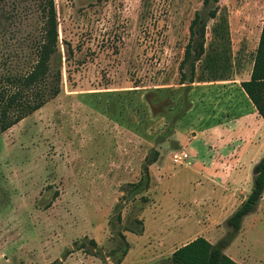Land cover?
Wrapping results in <instances>:
<instances>
[{
    "label": "rangeland",
    "instance_id": "obj_1",
    "mask_svg": "<svg viewBox=\"0 0 264 264\" xmlns=\"http://www.w3.org/2000/svg\"><path fill=\"white\" fill-rule=\"evenodd\" d=\"M55 4L59 52L52 67L62 70V92L0 132V264H171L172 253L196 237L229 243L224 253L240 264H264V201L235 234L226 221L242 193L215 204L209 181L199 177L202 191L188 187L194 160L213 156L211 140L193 139L198 154L182 165L173 161L183 138L221 122L223 108L236 112V88L227 84L251 70L264 0L219 1L194 83L184 86L190 25L197 12L208 17L213 2ZM43 28L40 0H0V89L8 76L35 66ZM184 72L189 79L190 63ZM208 83L223 87L199 89ZM228 125L217 127L236 131ZM220 141L217 157L229 136ZM218 163L208 178L225 185L228 160Z\"/></svg>",
    "mask_w": 264,
    "mask_h": 264
},
{
    "label": "trees",
    "instance_id": "obj_2",
    "mask_svg": "<svg viewBox=\"0 0 264 264\" xmlns=\"http://www.w3.org/2000/svg\"><path fill=\"white\" fill-rule=\"evenodd\" d=\"M220 0H204V5L211 2L214 8L208 17L196 13L190 25V39L185 48L184 58L180 64V85L194 83L196 65L205 55L207 23L215 19ZM44 20L43 40L37 47V62L25 75H11L6 78L7 86L0 89V132H6L29 115L44 107L47 102L62 92V70L52 67L59 52L58 17L55 0H40ZM190 63V78L184 69ZM240 88L253 103L264 120V20L259 44L256 50L254 65L250 79L240 83ZM183 91V88H179ZM160 93L176 94L179 90L162 89ZM182 107V103H178ZM156 152L153 161L158 159ZM149 179V169L145 168ZM264 196V157L254 168L253 188L247 199L227 219V226L233 233H238L247 216L256 212ZM95 244L94 241H92ZM212 244L205 237H197L193 241L178 248L171 256V264H240L226 255L222 247Z\"/></svg>",
    "mask_w": 264,
    "mask_h": 264
},
{
    "label": "crops",
    "instance_id": "obj_3",
    "mask_svg": "<svg viewBox=\"0 0 264 264\" xmlns=\"http://www.w3.org/2000/svg\"><path fill=\"white\" fill-rule=\"evenodd\" d=\"M206 39H207V35H206ZM253 65H254V61L251 65V70L247 78L243 81H247L250 79ZM241 82L233 81L232 84H227V85H233V87L236 88L233 90V93L235 95V101L233 105L234 107H236V112L235 110L232 112V110L223 108L224 110L220 111L221 116H222L221 122L216 120L214 122V125L212 126L210 125V126H206L202 128L203 131H200L199 134H197L195 131H192L191 135H193V137L189 139L185 137L183 138L184 140L181 143L183 147L182 151H185L190 155L192 154L196 155L197 149H192V146L194 144L193 139H197L198 137H200L201 139L205 138V139L211 140L212 143L210 146H213V147L212 149H209L208 156L209 157H211V155L213 156L212 158H209L208 161H206L205 159H202L200 161L198 158L194 160L193 165L189 167L190 172H188L187 174V178L189 180L188 187L189 188L195 187L198 189L199 188L198 179L200 176L204 179L205 182L209 181L207 182V185L211 187L210 193L212 197L214 198L213 201L215 202V204H218V203L228 204L230 199L232 201L235 199V196L239 197V195H241L239 194V192H241L242 195L240 198L241 199L243 198V199L240 201L237 207H235V209L230 212L227 218L230 217L250 195L252 188H253L254 168L264 157V120L259 115L253 103L246 97L243 89L240 88ZM208 84H207L208 86L206 87L199 86V89L219 90L220 87H223V86H219L223 84H212V83L211 85L210 83ZM216 98L218 99V97H215V100H217ZM221 123L229 124L228 126L230 128L236 127V131L219 130L221 127H217V126L221 125ZM222 135L229 136L230 141L228 142L229 144L228 145L229 147H227L228 149H226L227 145L222 149H225L224 151L226 152L228 151L227 153L229 154L230 157L226 156L227 155L226 152H225L226 155L224 154V152H217L216 155L218 154L219 156L218 157L215 156L214 152L217 149H219V146L222 144L220 141L222 140ZM240 137L241 139L242 138L244 139V142L242 143L237 142L238 139H240ZM190 141H192V143L190 144L191 147L189 150L188 148L189 145L187 147H185V145L188 144V142L190 143ZM222 154H224L225 156H221ZM221 157L225 159L227 158L228 163L225 166L230 171V180L229 182H227L226 180L225 185L217 184V182L214 183V181H211V179L208 178V177H211L210 173L215 171L216 166H220V163H218V161L219 159H221ZM199 181L201 180L199 179ZM242 181H245V183L247 182L246 185H249V190L247 189V193L242 190V186L244 187ZM200 190L202 191V188H199V191ZM197 198L198 196L196 194L194 199L198 201L199 199ZM263 201H264V196L261 199L258 207H260ZM174 238H175V241H177L178 239H184V237L179 238L175 236ZM196 238H193L189 242L193 241ZM189 242L182 244L178 248L186 245ZM211 243L214 244L213 242ZM174 245L175 244H172L171 248L174 247ZM235 261L238 262L237 260Z\"/></svg>",
    "mask_w": 264,
    "mask_h": 264
},
{
    "label": "built area",
    "instance_id": "obj_4",
    "mask_svg": "<svg viewBox=\"0 0 264 264\" xmlns=\"http://www.w3.org/2000/svg\"><path fill=\"white\" fill-rule=\"evenodd\" d=\"M190 155L185 151H179L173 155V161L176 164L182 165L187 163Z\"/></svg>",
    "mask_w": 264,
    "mask_h": 264
}]
</instances>
